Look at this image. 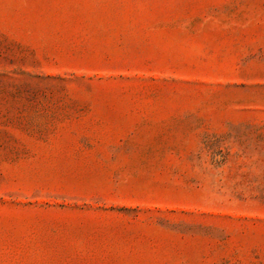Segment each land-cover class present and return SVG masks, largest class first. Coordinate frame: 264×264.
<instances>
[{"label":"rangeland","instance_id":"obj_1","mask_svg":"<svg viewBox=\"0 0 264 264\" xmlns=\"http://www.w3.org/2000/svg\"><path fill=\"white\" fill-rule=\"evenodd\" d=\"M0 264H264V0H0Z\"/></svg>","mask_w":264,"mask_h":264}]
</instances>
